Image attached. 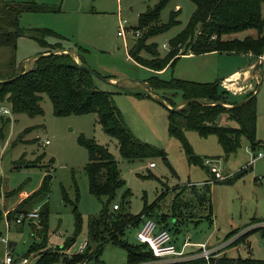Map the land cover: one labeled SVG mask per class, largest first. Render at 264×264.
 <instances>
[{
	"label": "rangeland",
	"instance_id": "1",
	"mask_svg": "<svg viewBox=\"0 0 264 264\" xmlns=\"http://www.w3.org/2000/svg\"><path fill=\"white\" fill-rule=\"evenodd\" d=\"M5 1L9 0H0V4ZM12 1L33 2L43 7L21 15L20 26L25 31L33 28L51 30L44 35V43L28 35L18 38L15 50L17 69L27 67L33 57L43 54L58 43L75 52L81 47L87 49L83 55L91 68L111 78L119 76L118 84L97 77L95 78L97 87L112 92L116 105L122 111L135 137L166 150L172 168L161 156L134 161L123 159L117 139L104 131L96 113L57 116L47 94H43L41 101L44 111L36 116L14 113L8 101H0V211L5 207H14L20 199V192L25 190L32 194L36 191L49 171L53 174L49 194L35 199L32 205L27 207L28 210L35 208L41 211L43 204L48 203L49 240L46 248L62 246L75 234L73 206L64 202L63 188L72 199L76 197L77 188L80 195L78 208L83 216V227L73 250L88 240L89 218L101 211L108 197L98 198L89 191V180L85 171L89 153L79 141L81 136H85L107 146L119 163L121 176L126 184L117 191L115 203H120L125 190L130 188L132 195L128 198L127 210L140 214L145 200L148 204L153 203L159 195L165 193L159 209H156L151 217L160 226L158 215L167 213L169 216L167 229L177 238L179 244H182L187 236L191 237L192 243L194 240H202L200 243L208 240L213 243L216 235L224 242V237L237 229L239 232L233 235L231 237L233 240L229 242L232 243L240 234L257 228L244 243L227 246L224 251L233 257L264 259V157L255 158L258 151L263 148L253 150L248 140L243 138L238 150L227 154L217 135L202 136L196 130H187L186 138L194 153L205 160L211 159L224 176L234 175L244 168L247 170L232 184H215L211 181L212 190L207 201L199 205L196 203L198 211L201 208L198 214L204 215L209 213V206L212 205L214 222L207 217L190 220L187 217L188 213L182 211L176 219L182 224L176 225L180 231L177 233L171 211V203L176 199L177 192L182 186L185 187L184 193L180 195L181 199L177 198L179 203L188 201L194 197L193 193H190L192 187L188 185L200 188L202 182L212 179V173L205 166L192 162L181 140L169 133L168 108L173 106H170L168 101L173 99L176 103L181 102L182 92L171 87L153 90L163 97V101H160L149 92L146 83L153 75L166 80L174 77L191 81H195L192 78H210V81L214 82L218 80L224 68L235 65L239 58L226 53H210L206 56L197 54L196 58L184 56L173 66L166 67L163 74H156L152 69L136 62L129 55V48L143 33V30L139 33L136 31L139 15L153 7L159 0ZM195 8L196 4L192 0H169L158 24L168 22L171 12L176 10L179 11L180 22L166 32L151 36L147 43H157L159 53L165 56L169 41L187 26ZM262 13L264 15V3ZM121 20H126L125 36L118 35ZM254 32L253 29L246 30L232 37L244 38ZM12 51L9 46L0 47V69L7 70ZM140 54L147 58L151 57L146 50ZM77 60L80 61L79 55ZM198 69H201L200 72ZM201 71L206 73V77ZM262 81L263 79L261 87ZM262 89L259 94L262 106L258 138H264V88ZM138 93L144 95L140 96ZM147 93L152 97L147 96ZM239 100L241 99H236L237 102ZM4 109H8L9 113H4ZM222 114L229 115L227 112ZM229 119L232 120L230 117ZM231 122L237 125V121ZM38 135L40 139L37 138ZM45 139H49V143H44ZM151 162L155 163V167L150 166ZM148 173H152V176L143 177ZM15 215L10 218V223L6 215L0 218V264H5L8 250L7 243L2 238L15 245L12 252L15 257L28 253L34 242H41L40 236L34 233L36 229L32 227V223L38 222L39 219L26 220L23 224H18L12 220ZM259 218L263 221L254 222V219ZM140 227L139 225L128 229L127 236L131 242L138 241L136 237ZM36 253L38 254V251L30 253L32 260L35 259ZM89 264H127V252L122 247L106 244L99 259L91 260Z\"/></svg>",
	"mask_w": 264,
	"mask_h": 264
},
{
	"label": "trees",
	"instance_id": "2",
	"mask_svg": "<svg viewBox=\"0 0 264 264\" xmlns=\"http://www.w3.org/2000/svg\"><path fill=\"white\" fill-rule=\"evenodd\" d=\"M192 1L196 4V8L187 26L169 41L168 52L165 56H161L159 53L157 43H147V39L166 32L177 25L180 22L178 19L179 11L171 12L168 22L163 24H158V20L169 0H159L153 7L140 13L136 31L143 30V33L129 48V55L139 64L158 74V71L173 66L182 55L190 52L194 54L251 52L254 58H259L264 53V15L262 13L264 0ZM40 9L43 7L33 2L9 0L0 4V47L9 46L13 50L7 63V70L0 69V101H8L14 113L36 116L43 113L41 101L43 94H47L57 116L96 113L104 131L117 139L123 159L134 161L161 156L172 168L166 150L135 137L129 129L122 111L116 105L112 92L97 87L95 78L108 79L111 77L102 75L93 68L87 70L80 65V63H87L83 55L87 49H79L80 61H77L74 55L75 51L72 50L73 54L65 52L64 49L66 48L58 43L36 57L28 70L26 67L17 69L15 50L18 38L28 35L44 43V35L51 32V30L44 28H33L30 31H25L20 26V17L24 12ZM252 29L255 32L246 35L244 38L232 37ZM143 50H146L151 57L142 56L140 53ZM19 73L21 74L17 78L5 81ZM146 83L153 90L165 87L178 89L183 94V100L191 99L182 106H178V103L173 99L168 101L174 107L168 108L169 133L181 140L192 162L205 166L208 171L210 169L205 164V158L196 155L187 141V130H196L202 136L217 135L227 154L236 152L241 146L243 138L248 140L253 150L264 148V143L257 137V93L252 92L246 95L245 98L250 99L243 104L236 105L237 101H231V92L222 86L220 79L214 82H198L175 77L166 80L158 75H153L146 80ZM138 95L143 96L144 94L138 93ZM146 95L152 97L150 93ZM223 112L229 113V117L237 121V126L219 125L217 119ZM79 141L89 153V160L85 165L89 191L98 198L106 196L108 199L103 203L101 211L89 218L87 249L84 253L76 254L73 257L65 254L64 250L76 243L77 236L83 227V216L78 208L80 197L78 188L75 199H72L63 188L64 202L73 206L75 234L60 247L46 248L49 240V206L48 203L43 204L39 221L32 223L33 229H36L34 233L40 236L41 242H34L28 253L23 255L29 256L30 253L38 251V254L36 253L38 257L33 264H55L58 262L74 264L85 259L89 261L98 260L106 244L125 249L127 264H264V259L230 256L224 251L225 248L210 260L198 257L175 262H156L158 258L154 255L149 244L140 241L131 242L127 233L129 228L141 225L145 216L151 217L155 213L154 211L159 209L165 193L159 195L153 203L148 204L145 200L141 213L134 214L127 210L128 198L132 195L131 189L128 188L122 195L121 202L118 203L119 208L115 209L114 200L117 191L126 184L121 176L118 161L107 146L98 143L94 138L81 136ZM246 170V168L241 169L234 175L222 180L217 179L215 174L211 172L212 179L208 181L214 180L216 183L232 184ZM144 176L151 177L152 173ZM52 179L53 174L47 171L41 186L23 199L12 210L14 213L10 211L9 217L11 218L18 211L28 210L27 207L32 205L35 199L46 197L50 192ZM188 186L192 187L190 193H193L194 197L179 203L177 197H180L185 191V187L182 186L176 194V199L171 203L174 222H177L176 219L182 211H186L189 218L194 213L195 216L193 217H207L211 220L213 214L211 204L209 213L205 215L198 214L201 208L198 211L196 206V203L199 205L207 201L209 193H211L210 182L203 184L200 188L191 184ZM188 186L186 187L188 188ZM158 217L160 227L169 228L168 214L162 213ZM257 220L260 219H254V222ZM256 229H250L240 234L228 247L244 243L246 238ZM176 231H178L177 228ZM238 232L237 229L232 230L224 239L228 240Z\"/></svg>",
	"mask_w": 264,
	"mask_h": 264
},
{
	"label": "built area",
	"instance_id": "3",
	"mask_svg": "<svg viewBox=\"0 0 264 264\" xmlns=\"http://www.w3.org/2000/svg\"><path fill=\"white\" fill-rule=\"evenodd\" d=\"M120 30L118 31L119 36H125V29H126V20L120 21ZM139 33V32H137ZM264 57L263 55H261ZM4 113H9L8 109H4ZM37 138H41L40 135L37 136ZM44 143H49V139H45ZM264 157V148L260 149L258 153L256 154L255 158ZM206 165L210 166L211 172L215 174L217 179H225L228 177L227 175L224 176L216 164L212 162L211 159L205 160ZM151 167H155V163H150ZM114 208H119V204L115 203ZM40 211L38 209H31V210H21L19 211L15 217L14 221L18 224L24 223L26 220H35L39 218ZM137 240L143 243H148L150 248L152 249L154 255L158 258L156 262H175V261H182V260H188V259H194L198 257H203L207 260H210L212 257H214L220 250L227 247L233 239L230 238L228 240H224L223 243L212 246L209 244V242H203V243H192L191 237L187 236L185 241L182 245H177L176 241L174 240L173 235L167 228H161L157 221H155L154 218L145 216L143 219V222L141 224V227L137 233ZM3 241H6L7 243V253L4 262L6 264H33L36 259L37 255L35 256V259H31L29 256H19L15 257L13 256V247L10 245L9 241L6 238H2ZM198 246V250L196 251H190L188 248L190 246ZM76 246V243H74L72 246L64 250V253L67 254L70 257H73L76 254L84 253L88 246V240H85L84 242L80 243L78 245V248L76 250H73V248ZM89 260L85 259L81 262H77L74 264H89ZM55 264H63V262H58Z\"/></svg>",
	"mask_w": 264,
	"mask_h": 264
},
{
	"label": "crops",
	"instance_id": "4",
	"mask_svg": "<svg viewBox=\"0 0 264 264\" xmlns=\"http://www.w3.org/2000/svg\"><path fill=\"white\" fill-rule=\"evenodd\" d=\"M79 49L80 48H78V51H79ZM47 50H49V49H47ZM211 53H217V52H211ZM226 54L229 55V56H237L239 59H238V62L235 65H233L231 67L224 68L223 69V73L218 76V79L222 80V86L231 92V101L232 102L236 101V99H241L242 100V99H244L246 97V95H248V94H250L252 92L257 93V99H258V103H257V106H258L257 132H259V128L261 127V120L260 119H261V106H262V103H261L262 101H261V99L259 97V94L263 90L262 88H264V78H262V76L264 74V57H263V63H262V66H261V70H262V74H261L260 71H258V70L256 71L254 69V67H255V65L258 62L260 57L259 58H254V55L251 52H249V53H226ZM74 55H75V57L77 59L78 58V52H75ZM199 55H205L206 56V55H210V53L199 54ZM262 55L264 56V53ZM184 56H186L188 58H196L197 54H194V53L190 52L188 54L182 55L180 58H182ZM33 61L34 60H32L30 66L33 64ZM28 64H29V62H28ZM193 67L197 69L196 66H193ZM200 70L201 69H198L199 72H200ZM164 71H165V69L160 70L157 73L158 74H163ZM201 73H202V75L204 77H206V73L204 71H201ZM192 74L194 75V71L193 70H192ZM196 75H197V73H196ZM113 77L114 78H110L111 81H117L119 79V76H113ZM192 79H194L195 81H199V82H211L210 78H206L209 81H207L206 79H203L201 77L200 78H192ZM262 79H263V81H262L263 87H261L257 91L258 85H259V83H260V81ZM182 102H183V100L181 102H179L178 104H180ZM263 102H264V99H263ZM169 105L171 106V104H169ZM182 105H184V104H180L178 106H182ZM231 121H233V120L229 119V115L228 114H225L224 116H223V114H221L218 117V119H217V123L219 125L237 126V125H233ZM259 136H260V133H259ZM258 139L264 143V138H258ZM211 181L212 180H210V181L207 180L206 182H202V184L200 186H203V184H206V183L210 182L211 190H212V184H213L212 182H214L215 184H217V183L214 180L212 182ZM28 195H29V192H27L25 190L20 192V199L17 202V204L14 207H12V208H6L5 207V209L3 211H0V218L2 217V215H6L7 218H8V222L10 223L11 220H10V217H9V212L11 210H14L22 202V200L25 199ZM192 214H193V216L195 215L194 213H192ZM193 216L190 217L189 219L194 221L196 219V217H193ZM197 219H200V218L197 217ZM259 219L261 221H263V219H261V218H259ZM12 220H14V218ZM211 221L214 222L213 214H212V217H211ZM178 222L179 221L174 222L175 223L174 226L176 228H177L176 225H180L181 224V222L180 223H178ZM176 232L178 233L180 231H176ZM173 237H174V240L176 241L177 245H179V246L182 245L183 242L186 239V238L184 239L182 244H179V242L177 241V238H175L174 235H173ZM206 241H208V240H206ZM222 241L223 240H221L220 236L216 235L215 240H214L213 243L210 242V241H208V242H209L210 245L214 246V245L223 243ZM200 242H202V240H194L193 243H200ZM10 245L13 247V249H15L14 248L15 247L14 244L10 243ZM188 249L190 251H196L199 248H198V246H194L193 245V246H190ZM17 257H19V255H17Z\"/></svg>",
	"mask_w": 264,
	"mask_h": 264
},
{
	"label": "water",
	"instance_id": "5",
	"mask_svg": "<svg viewBox=\"0 0 264 264\" xmlns=\"http://www.w3.org/2000/svg\"><path fill=\"white\" fill-rule=\"evenodd\" d=\"M64 51L73 54V51H72L71 49H64ZM38 56H39V55L33 57V58L29 61V64H28V66L26 67L27 70H28V68L30 67V64H31L32 60H34V59H35L36 57H38ZM76 60H77V59H76ZM77 61H78V60H77ZM262 63H263V57L260 56L258 62L256 63V65H255V67H254V69H255L256 71H257V70L260 71L261 74H262V70H261ZM80 65H81L83 68L87 69V70H91V67H90L87 63H80ZM27 70H26V71H27ZM20 74H21V73L15 75V76L12 77L11 79H7V80H5V81L13 80V79L17 78L18 76H20ZM103 79H104V80H107V81L110 82V83H113V82H115L116 84L119 83V80H117V81H111L110 79H107V78H103ZM128 80H132V79H128ZM147 88L150 90L149 92H151V94H152L153 96H155L158 100L163 101V98H162L161 96H159L157 93H155V92L153 91V89H152L151 87L148 86V84H147ZM260 88H261V81H260V83H259V85H258V89H257V91H258ZM257 91H256V92H257ZM249 99H250V98H244V99L238 101V102L236 103V105L243 104V103H245L246 101H248ZM190 100H191V99L183 100V102L180 103V104H185V103L189 102ZM180 104H178V105H180ZM232 106H234V105H232ZM170 108H174V107H170Z\"/></svg>",
	"mask_w": 264,
	"mask_h": 264
}]
</instances>
